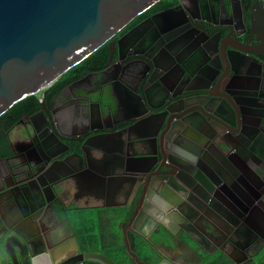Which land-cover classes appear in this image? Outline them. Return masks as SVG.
<instances>
[{
	"label": "water",
	"instance_id": "1",
	"mask_svg": "<svg viewBox=\"0 0 264 264\" xmlns=\"http://www.w3.org/2000/svg\"><path fill=\"white\" fill-rule=\"evenodd\" d=\"M157 1L0 0V115L24 97L47 89ZM255 27L261 37L252 50L264 56V22ZM114 51L115 47H110L108 62L102 70L112 72V76L101 80L99 97L105 98L107 85L122 86L134 102L131 112L120 113L106 99L95 103V109L80 106L77 120L70 115V119H63L57 112L56 100L44 102L45 90L40 108L27 113L33 123L36 117L41 123L22 132L30 138L35 136L30 150L0 156V198L25 217L28 202L38 208V198H56L67 189L65 179L82 181L92 176L99 181H125L129 186V204L135 205L130 223L123 228L124 250L134 263L147 264L151 261L148 256L147 262L143 261L131 249L126 227L144 237L141 227H134V221L143 218L142 226L155 220L154 209L173 204L179 210L185 200L201 198L209 199L211 208L228 221L242 219L247 208L244 201L256 198L250 197L247 186L242 187L243 193L225 190L224 186L232 184L235 188L242 176L231 156L241 148L240 163L262 175L264 136L255 138L247 126L246 112L232 95L220 98L212 93L211 88L223 90L220 87L224 83L229 86V74H208L204 77L205 86L190 88L183 82V71L178 83L182 88L174 92L172 85H178L177 82L169 85L163 80L168 73L159 71L160 102L154 105L147 96L148 85L154 80V58H140L133 52L136 60L148 63L152 69L143 73L137 68L114 70L125 60L119 45L116 58ZM140 73L142 86L141 82L132 85L128 79ZM197 90L201 91L191 93ZM69 121L75 123L73 128H69ZM252 161L257 164L251 167ZM168 188L174 190L172 199L166 193ZM205 217L210 227L205 232L212 240L231 241L227 229L217 228L209 215ZM0 219L4 226L0 231V264H36L42 256L46 264L88 260L118 264L103 251H81L74 236L70 237L74 253L56 261L52 249L48 253L43 244L38 247L34 234L20 232L21 219ZM50 230L60 236L58 244L64 242L62 235L66 230L62 223ZM246 253L245 264H264L263 247ZM209 257H213L212 253ZM217 264L226 262L218 257Z\"/></svg>",
	"mask_w": 264,
	"mask_h": 264
},
{
	"label": "flooded vegetation",
	"instance_id": "2",
	"mask_svg": "<svg viewBox=\"0 0 264 264\" xmlns=\"http://www.w3.org/2000/svg\"><path fill=\"white\" fill-rule=\"evenodd\" d=\"M261 22H264V0H159L138 14L106 43L109 52L110 47H115L114 58L117 57V45L120 46L121 54L125 56L123 63L115 65L114 70L137 68L143 73L149 68L152 69L148 63L136 60L131 55L133 52H136L137 57L140 58H154L155 70L152 75L154 80L148 85L147 92L150 104L156 105L160 102V96L157 100L153 98L159 82V74H157L159 71L168 73L163 80L169 85L174 81L178 84L180 75L184 71L186 80L183 82L186 81L185 86L190 88L205 86L204 77L208 74L217 72L229 74V86L224 83L220 87L223 90L211 88L212 93L218 94L220 98H230L232 95L238 100L246 112L247 126L257 139L264 136V56L253 51L252 48L260 42L261 36L259 31L255 30V26ZM108 58L109 53L104 67ZM104 67L99 71L93 70L82 74L67 86H85L87 93L82 97L88 99L90 89L95 84L99 87L101 80L111 78L112 72L102 73ZM140 78L141 73L128 81L132 85L141 82L140 86H142L143 80ZM172 87L174 92L182 88L181 84L175 86L173 84ZM44 91V102L56 100L57 112L63 119L74 111L71 109L75 106L77 110L74 111L76 112L74 119L77 120L80 104L76 103L74 100L76 98L66 99L62 95V90L56 97L46 101L47 89H43L39 103ZM130 98L132 99L131 96ZM39 108L40 104L34 111ZM28 120L31 119L25 113L11 127L3 131L7 135V154L12 150L9 132L15 125H19L22 135L24 130H29ZM33 120L36 125L41 123L37 117ZM22 137L27 143L21 146L25 151H29L28 147L31 142L33 143L35 136L30 138L22 135ZM256 161L251 162V167L257 164ZM252 174V179L243 180V184L248 187L252 199L255 197L256 200H264V173L261 175L259 172L261 176L254 172ZM234 186L236 188L234 192L243 193L241 185L234 184ZM230 187L224 186L229 193L233 192ZM37 201L38 208L28 202V214L25 217H21L18 212L12 218L21 219L22 224L18 227L20 232L28 236L34 234L37 245L41 248L42 244L46 247L44 239L46 215L53 207L55 208L56 203L51 196L47 201L43 198H38ZM54 222L52 227L58 225V222ZM239 264H245V260L243 259Z\"/></svg>",
	"mask_w": 264,
	"mask_h": 264
},
{
	"label": "crops",
	"instance_id": "3",
	"mask_svg": "<svg viewBox=\"0 0 264 264\" xmlns=\"http://www.w3.org/2000/svg\"><path fill=\"white\" fill-rule=\"evenodd\" d=\"M90 90L89 97L86 99L82 97L84 93H87L85 86L71 87L69 85L64 87L62 95L66 99L76 98L74 99L76 103H79L84 109H88L89 106L95 109V103H102L109 99L114 106H117L120 113L131 112L134 102L124 87L115 88L107 85L103 100L99 97L97 84ZM158 97L159 93L156 86L153 98L157 100ZM71 110L76 111L77 108L73 106ZM74 111L71 112L70 118L74 117V113H76ZM74 122L69 121V128H73ZM33 124V121L28 120L29 130H32ZM20 132L19 125H15L9 132V140L12 146L9 154L26 152L21 145L26 144L27 141ZM242 153V149L238 148L231 156L242 174L239 181L241 187L244 186L243 180L250 181L253 177V168L249 169L245 167V164L240 163ZM0 156L3 155L0 154ZM64 182L67 189L64 192H59L58 196L54 198L56 206L48 211L45 219L44 237H46L44 239L48 253L52 249V252L57 256L56 261L72 255L74 245L71 236L75 237L80 250L84 251L81 248V244L84 242H82L80 235L89 233L95 239V247H91L93 250L103 251L118 264H136L125 256L126 251L124 250L123 228L127 223H130V216L135 205V202L129 204L128 183L119 179L99 181L92 176L82 179V181L65 179ZM230 188L234 191L236 189ZM173 192L172 188H168L166 193L170 196L169 198L173 196ZM244 202L247 208L243 213V218L233 222L228 221L226 216L221 213L214 211L210 206L209 199L185 200L184 203L180 204L179 210L173 204L166 202L169 205H165L164 209L153 210L156 212L154 221L141 226L143 218H140L136 222L134 221V227H141L144 232L143 238L147 249L145 256H148L153 264H207L214 260L213 257H223L226 264H239L243 259L245 260L246 250L254 252L260 247H263L264 250V200ZM17 213V210L10 208L0 198V216L12 218ZM224 214L226 213L224 212ZM207 215L210 216L217 228L228 230L231 241L217 242L208 236L205 232L206 227H209L205 220ZM54 221L58 224L62 223L66 230V233L62 235H65V240L59 244L57 240L60 236L50 230L55 223ZM1 227L4 226L0 219V231L2 230ZM78 228L83 229L84 233H78ZM130 232L136 233L132 227H126V233ZM114 237H116V241L122 240L123 243L112 248L108 244L114 240ZM113 251L115 256L112 255ZM209 253H212V258L209 257ZM45 262L46 259L42 256L36 264H46Z\"/></svg>",
	"mask_w": 264,
	"mask_h": 264
},
{
	"label": "trees",
	"instance_id": "4",
	"mask_svg": "<svg viewBox=\"0 0 264 264\" xmlns=\"http://www.w3.org/2000/svg\"><path fill=\"white\" fill-rule=\"evenodd\" d=\"M109 53V47L107 43L102 44L99 46L95 51H93L91 54H89L86 58H84L82 61L74 65L72 68H70L68 71H66L64 74H62L56 81H54L48 88H47V95L45 97L46 101L56 97L60 92H62L63 88L76 80L78 77H80L82 74H85L89 71H99L101 70L105 62L107 60ZM42 91H39L35 94L28 95L24 97L23 99L17 101L13 105H11L6 111H4L0 115V154L6 155L8 151V143H7V135L5 132L9 127H11L23 114L29 113L34 111L39 107V96ZM78 233L82 234L84 233L83 229L78 228ZM130 247L132 250L136 251V253L140 256L141 259L146 260L147 262V256L146 255V246H145V239L138 235L137 233L130 232L127 234ZM80 238L82 239V242L84 244H81V248L83 250L92 249L91 247H95V239L93 235L86 234V235H80ZM103 241V240H102ZM121 241H116V237H114V240L108 244V246L114 248L115 246L122 244ZM102 244V242H101ZM94 245V246H93ZM93 250V249H92ZM98 250V249H95ZM112 255L115 256V252H112ZM126 257H128V253L126 252ZM80 264H100L95 261H83ZM147 264H153L152 260L150 262H147ZM207 264H217V258H214L212 262H208Z\"/></svg>",
	"mask_w": 264,
	"mask_h": 264
}]
</instances>
